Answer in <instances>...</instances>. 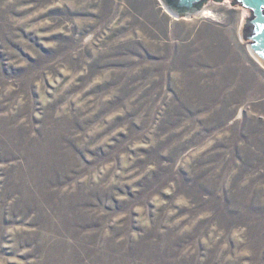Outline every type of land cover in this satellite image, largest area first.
I'll use <instances>...</instances> for the list:
<instances>
[{
    "label": "rangeland",
    "instance_id": "374dc122",
    "mask_svg": "<svg viewBox=\"0 0 264 264\" xmlns=\"http://www.w3.org/2000/svg\"><path fill=\"white\" fill-rule=\"evenodd\" d=\"M251 16L0 0V264H264Z\"/></svg>",
    "mask_w": 264,
    "mask_h": 264
},
{
    "label": "water",
    "instance_id": "95a60500",
    "mask_svg": "<svg viewBox=\"0 0 264 264\" xmlns=\"http://www.w3.org/2000/svg\"><path fill=\"white\" fill-rule=\"evenodd\" d=\"M175 17L192 18L199 13L203 2L208 0H161ZM218 3L222 0H215ZM252 12L243 29V37L250 44V51L264 64V0H236Z\"/></svg>",
    "mask_w": 264,
    "mask_h": 264
}]
</instances>
